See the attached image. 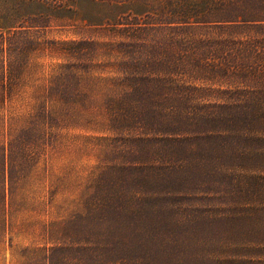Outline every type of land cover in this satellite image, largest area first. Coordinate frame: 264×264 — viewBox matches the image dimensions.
Segmentation results:
<instances>
[{
  "label": "rangeland",
  "instance_id": "374dc122",
  "mask_svg": "<svg viewBox=\"0 0 264 264\" xmlns=\"http://www.w3.org/2000/svg\"><path fill=\"white\" fill-rule=\"evenodd\" d=\"M251 17L264 0H0L29 39L0 99V264H264ZM40 101L59 121L35 109L10 147Z\"/></svg>",
  "mask_w": 264,
  "mask_h": 264
},
{
  "label": "trees",
  "instance_id": "16d2710c",
  "mask_svg": "<svg viewBox=\"0 0 264 264\" xmlns=\"http://www.w3.org/2000/svg\"><path fill=\"white\" fill-rule=\"evenodd\" d=\"M258 21L264 22V19H261L259 17H251V19L248 20H242L240 25H246L248 26L250 29H255L263 24H254ZM253 23V24H252ZM23 35V36H22ZM16 38L17 42L10 44L7 42L8 38ZM28 38L26 37V33L22 32V31H15V33L10 34H4V33H0V74H1V83H0V92H1V102L2 105L5 104V96L3 94L8 93L7 89L11 86L12 83L14 82H19L20 81V77L23 74L22 71H20V73H18L15 77L13 71L10 70V66L8 65V62H6V60H8V57L10 56L9 54H12L14 52H25L26 50V45L28 44ZM55 77V76H54ZM53 77V78H54ZM52 78V79H53ZM71 79L69 80L70 83L71 81L75 80ZM76 88H79V84L77 85L76 82ZM71 94V93H70ZM35 109H39L37 114L35 115V117L37 115L41 116L43 115V117H50L52 119H55V121H59V115L58 113H56V110L54 109V106L52 105L51 109L49 110V103H47L46 101L41 102L40 104L37 103H32L29 105V112H28V116L26 118H24L25 116L22 117H17V118H10L9 119V128H8V134L7 137L10 139L8 142L11 144L10 147H12L13 143H14V137H16L18 135V133H24L25 130H27V127H20L19 129H15L14 124H18V123H28L31 122L32 119L34 118V115L32 116V111H34ZM53 114H55V116H53ZM57 114V115H56ZM33 117V118H32ZM15 132V133H14Z\"/></svg>",
  "mask_w": 264,
  "mask_h": 264
}]
</instances>
